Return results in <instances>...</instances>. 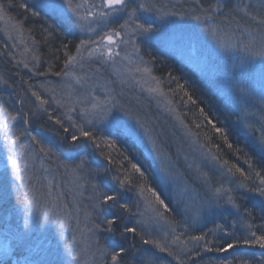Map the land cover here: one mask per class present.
<instances>
[{
	"label": "snow or ice",
	"instance_id": "6c2138e0",
	"mask_svg": "<svg viewBox=\"0 0 264 264\" xmlns=\"http://www.w3.org/2000/svg\"><path fill=\"white\" fill-rule=\"evenodd\" d=\"M10 3L33 18H39L41 12L46 11L61 15L70 13L68 18L73 24L98 38L82 39L77 45L62 43L55 52L63 50V68L54 72L50 64L47 72H35L38 76L51 73L63 78L64 83L59 86L62 94H57L55 86L45 89L51 94V101L64 109L61 115L48 112L49 99L32 90L31 85L29 90L35 98L32 103L36 111L30 110L27 119L24 118L23 99L19 100L21 108L16 111L0 104V136L7 152L5 168L0 173V203L7 205L14 196L16 205L24 209L22 226L5 228L4 239L0 242L4 255L11 256L20 245L29 242V207L43 209L47 206L51 211H41L39 224L43 228L51 220L59 225L53 238L55 243L40 242L38 247L43 256L36 261H26V264H163L159 254H167L175 264H187L190 257L185 250L189 242L206 253H232L230 259L227 256L213 258L209 264H264V252L259 256L254 251L240 255L235 252L238 248L264 250V0H176L169 4L161 0H43L32 5L10 0ZM0 22L20 35L25 31L24 21L15 19L3 2H0ZM44 31L52 35L50 29ZM209 41L217 54L235 56L227 78L239 103L238 119L242 116L245 127L252 129L254 142L248 147L254 156L234 148L225 129L217 127L208 120L204 109H199L200 115L212 124L229 150L243 152L248 166L245 171L238 164L222 161L219 146L215 153L208 149L206 159L218 165L219 175L212 169L203 171L198 167L206 193L197 215L205 208L209 213L222 208L233 219L221 216L223 222H214V227L200 235L182 239L187 228L185 233L177 234L179 222L168 221L169 231L158 238L143 230L141 220H134L143 213L139 211V200L135 204L128 202L127 193L133 188L138 190L156 218L166 219L165 213L174 211L155 188L144 182L145 172L138 164L129 161L131 170L121 166L117 169L121 174L101 180L109 174L108 167L91 168L86 156H78V162L71 165L64 163L51 147L31 135L27 127H16L17 122L30 126L31 116L42 112L54 126L50 130L60 138L67 153L71 155L74 150L79 153L91 144L113 164L111 150L117 147V142L111 138V131L108 135L99 134L97 125L107 122L110 129L119 130L122 121L116 113L125 109L118 99L122 92L117 93L114 87L117 81L104 80L106 68L115 71L118 61H126L133 65L130 71L147 74L155 83V87L147 89L149 92L163 95L159 80L151 75V68L139 57L142 43L164 44L183 50L194 43L208 45ZM128 48L140 59L139 64H134ZM32 59L38 67L39 56L34 55ZM86 65L88 71H85ZM24 67L29 68V65L24 63ZM89 71L93 75H89ZM179 87L184 90V85ZM184 95L192 104L197 103L186 90ZM257 112L258 129L248 122ZM195 127L199 129L201 125ZM185 128L189 135L199 137V133H193L187 125ZM256 131L259 136H255ZM25 136L38 145L37 150L30 151V145L22 142ZM104 148L109 151L106 153ZM46 161L50 162L49 167H45ZM237 174L241 179H233ZM69 231L71 235L66 236Z\"/></svg>",
	"mask_w": 264,
	"mask_h": 264
},
{
	"label": "trees",
	"instance_id": "16d2710c",
	"mask_svg": "<svg viewBox=\"0 0 264 264\" xmlns=\"http://www.w3.org/2000/svg\"><path fill=\"white\" fill-rule=\"evenodd\" d=\"M0 2L5 3L10 14L15 18L24 21L25 31L23 35L26 36L27 40L29 39L32 43L33 41H39V43H34L37 56H39L40 63L37 68H34V71L47 72L49 65H53V71H59L63 68V50L60 52H55L56 49H60L62 43L71 42L72 45H77L80 41L79 35H75L73 29L68 28L64 21L59 20L57 17L53 16L48 12H41L39 18H33L30 13H25L23 9L18 7H12L10 0H0ZM24 2L29 5H32L29 0H16V3ZM39 10V9H37ZM45 29H50L52 35L49 36L48 32L44 31ZM30 30V31H29ZM47 37V42L45 38ZM4 39V38H2ZM0 37V104L5 105L9 108L10 111H16L21 108L19 103L20 99L24 100V118L27 119L30 116V110L36 111L32 105L28 102V91L30 83L42 79H51L58 76L48 73L46 76H36L33 77L27 71L28 68H24V64L19 61L20 48L17 47L16 53H13L11 48L5 43ZM71 46V45H70ZM74 54V47L72 48ZM146 55V59L150 61V64L153 65L152 75H155L156 78L160 81L163 90L166 92L177 108L179 116L182 118L184 123L193 133H199L197 139L206 147L211 148L215 153L217 152V146H219L218 154L221 160H228L231 163L238 164L240 167L244 168L245 171L248 170L247 164H245V157L243 152L249 153L250 156H254L252 150L248 147L249 144L254 142V139H251L247 134L242 132L234 123V120L239 121L236 118L235 114L232 113L226 106L219 104L216 93L213 91V87L209 84L203 83L199 76L194 73V71L189 69H182L179 66L178 60L176 57L169 55L166 51L160 49L156 45L150 53L147 50L143 51ZM57 56L59 59H57ZM164 63L165 67L161 64ZM190 74V76H189ZM167 78V81L164 78ZM5 81L7 83H5ZM176 85H184V90L190 93L197 101L196 104H192V107L186 108L183 106V100L188 98L184 95V90L180 88V91H175ZM48 112L54 113L55 115H61V111L55 108L50 102V106H46ZM203 108L207 114L208 120H211L216 124L217 127H223L225 133L228 135L229 142L234 145V148L238 147L243 150L241 153H236L234 150H229L227 145L224 144L222 138L215 133L212 128V124L208 123V120H205L203 116L200 115L199 109ZM259 113L257 112L256 116L251 117L253 123L259 124L257 122V117ZM227 117V118H226ZM196 124H200L201 127L197 129ZM17 128L27 127L31 135H34L40 139L46 147H51L53 151L60 157L61 161L71 165L73 162H78V156H86L88 160V166L91 168H104L108 167L110 172L107 176L101 177V180L107 179L110 180L111 175H119L121 173L117 172V169L127 168L131 170V163L138 164L142 170L145 172L146 180L144 181L149 186L155 188L157 192L161 194V198L165 199V202L174 209L171 213H165L167 221L179 222V224L184 221V213L178 210V207L175 205L173 198L165 192L163 188L162 181L159 180L160 177L157 174L150 157L147 155L145 149L132 137L128 136L123 130H108L100 127L98 128L99 134L108 135L109 131L112 133V139H115L117 142V147L111 150L113 164H109L108 160L104 156L100 155V151L92 147L91 144L87 145L85 150L79 151V153L74 150L71 155L64 150V145L62 144L60 138L55 135L53 129L54 126L51 122L48 121L47 115L42 112L37 113L35 116H31V124L24 125L22 122H17ZM205 133L207 136H205ZM28 143L30 145V151H35L38 149V145H35L31 142L30 137H22V142ZM5 146L2 136H0V143ZM104 151L107 153L108 148H104ZM239 157V158H238ZM50 162H45V167H49ZM53 170H55V165H52ZM58 175V174H57ZM235 180L241 179L239 174L233 177ZM23 191V189H21ZM66 191V189H65ZM149 195V194H146ZM129 197V203L135 204L139 200V206L142 203H145L144 199L140 197L138 190L133 188L127 193ZM149 198L150 195H149ZM68 199H71V194H68ZM242 204H247V201H241ZM49 212L47 206L41 209L37 207H29L28 211L31 213V236L27 244L20 245L11 256L4 257L0 259V264H24L22 259L24 254H27L28 245L31 244V248L36 244L37 240L47 244L49 241H55L54 238L58 231L59 225L53 221H48L43 228L40 227V213L41 211ZM5 217H7V223L5 222ZM24 209L22 205H16L15 198L10 200L7 205L0 203V237L4 239L5 228L8 225H21L23 224ZM139 217V216H138ZM135 217V219H138ZM207 225L201 227H189L185 235L182 237L187 238L193 235H200L201 232L207 231ZM43 230V231H42ZM41 235L38 237L39 232ZM186 231V230H185ZM182 229L179 230L177 227L176 232L185 233ZM70 232V231H69ZM43 235L49 238L44 240ZM66 236L71 234L66 233ZM31 250V249H30ZM36 251H41L40 249H34ZM32 251L33 256H38V253ZM27 251V252H26ZM254 251L257 256L264 252L261 249H245L238 248L235 250L237 255L243 254L245 252ZM199 252V255L196 253ZM190 259H188L187 264H209V261L213 258L223 259L227 256L229 259L232 256V253H206L196 248L192 243V249L187 254ZM13 260L16 263H13Z\"/></svg>",
	"mask_w": 264,
	"mask_h": 264
},
{
	"label": "rangeland",
	"instance_id": "374dc122",
	"mask_svg": "<svg viewBox=\"0 0 264 264\" xmlns=\"http://www.w3.org/2000/svg\"><path fill=\"white\" fill-rule=\"evenodd\" d=\"M31 4L41 3L43 0H29ZM175 3L176 0H161L163 4ZM186 6V5H185ZM53 16L57 17L59 20L64 21L68 28H72L75 35H79L80 40L84 39H96L98 36L93 33H89L87 30L81 31L79 27L73 24L72 19L67 15L54 14L50 11ZM178 19V18H173ZM15 22V21H13ZM189 23H194L190 22ZM95 26V25H94ZM0 37L13 53H16L17 47L20 49L19 61L22 63H27L29 65L28 72L30 75L36 78L34 68L35 61L32 59L33 56H37L34 43L29 39L27 40L25 35H20L14 31L11 27L6 26L3 22H0ZM11 37V38H10ZM79 44V43H78ZM156 45L160 49L166 51L169 55L176 57L179 66L182 69H189L194 71L199 78L205 84H209L213 87V91L216 93L219 104L226 106L232 113L238 118L240 113L239 103L235 98L231 86L228 82V69L230 68L232 61L235 56L228 54H217L211 46L209 41L208 45L201 46L198 43L192 44L190 47L186 46L183 50H178L170 46H165L164 44H143L141 46V51L139 52V57L143 59L146 66L151 68V75L153 65L150 61L146 59L143 51L147 50L149 53ZM27 49H31L29 52ZM127 51L131 54L134 64H139L140 59L135 53H132V49L128 48ZM75 54V52H74ZM87 55V54H85ZM123 56L124 53L122 52ZM164 67L165 64L161 63ZM133 65H129L126 61L120 63L118 61L115 71L112 68H106L104 73V80H115L117 83L114 85L117 93L122 95L118 97L121 103L124 105L125 111H118L116 115L121 118L122 124L120 130H123L128 136L135 139L146 151L147 155L150 157L154 168L159 175L163 184V188L166 193H168L178 207V210L184 213L183 223L177 226L183 231L189 227H201L207 225L208 228L214 227V222H223L221 216H228L231 220L233 217L228 215V212H224L222 208H217L213 212L209 213L207 209L197 215V209L200 208L201 202L205 197L206 189L203 187L202 180L199 178L198 167L203 171L213 170L215 175H219L216 171L218 165L214 162H209L206 159L208 148H206L195 135H189L185 128V123H181V117L179 116L176 108L175 102L167 96L166 92L159 81L160 87L163 90V95L159 93H151L147 89L149 87H155V83L150 79L147 74L135 73L130 71ZM25 68V67H24ZM31 69V71L29 70ZM76 71L79 72L80 69L77 67ZM85 71H88L87 65L85 66ZM89 75H93L89 71ZM156 77L155 75H152ZM190 76V74H189ZM167 81V78L163 77ZM158 79V78H157ZM123 80L124 83L121 84L120 81ZM39 83L34 81L30 83L32 90L39 91L45 99H49L52 105L58 111L63 113L64 109L60 108L56 103L52 102L50 99L51 94L46 91V88L57 87V94L61 93V86L64 83L62 77L42 79L38 80ZM103 82V81H101ZM44 85L45 87H40ZM175 91H180L179 85L175 84ZM28 102L32 105L35 100L31 96V91H28ZM183 106L186 108H191L192 104L183 100ZM33 107V106H32ZM35 109V108H34ZM75 115V114H74ZM177 116L180 119H177ZM137 121L140 123L138 124ZM250 123H253L252 118H249ZM235 125L245 134H247L251 139H254L252 134V129L245 127V121L241 116L237 123L234 120ZM255 128L260 127L259 124H255ZM143 125V126H141ZM97 127L110 129L107 122L100 123ZM188 128V127H187ZM189 129V128H188ZM259 131L255 132V136H259ZM24 142V141H23ZM6 148L0 143V173L4 171L6 164ZM106 180V179H104ZM139 211L143 213V216H139L138 219L142 221V227L144 231L149 232L152 236L162 238L164 233L169 231V224L166 219H158L151 209L147 208L145 203L139 206ZM176 227V230H177ZM43 231V230H42ZM38 237L41 232L38 231ZM71 234V232H67ZM179 234V232H177ZM106 235V234H105ZM43 235L44 240L49 237ZM182 239H187L181 237ZM53 239V238H51ZM49 238V240H51ZM3 239L0 237V242ZM53 244L55 241H51ZM40 240L36 241V244L31 248V244L28 245L26 249L27 254H24L23 260L24 264L26 261H36L41 259L43 256L42 251H36L34 249H39L38 244ZM31 249V250H30ZM192 249V242H189L186 248V254H188ZM38 253V256H33L32 251ZM163 259V264H175L171 257L167 254H159ZM7 257L4 255L3 249L0 248V259ZM13 263L16 261L13 260Z\"/></svg>",
	"mask_w": 264,
	"mask_h": 264
}]
</instances>
